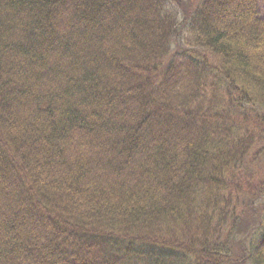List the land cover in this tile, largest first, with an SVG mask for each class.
I'll list each match as a JSON object with an SVG mask.
<instances>
[{
    "label": "trees",
    "instance_id": "obj_1",
    "mask_svg": "<svg viewBox=\"0 0 264 264\" xmlns=\"http://www.w3.org/2000/svg\"><path fill=\"white\" fill-rule=\"evenodd\" d=\"M262 138L259 0H0V264H264Z\"/></svg>",
    "mask_w": 264,
    "mask_h": 264
},
{
    "label": "rangeland",
    "instance_id": "obj_2",
    "mask_svg": "<svg viewBox=\"0 0 264 264\" xmlns=\"http://www.w3.org/2000/svg\"><path fill=\"white\" fill-rule=\"evenodd\" d=\"M259 7L261 15L264 17V0H259ZM259 142L260 145H255L248 164L238 168V171L232 175L233 180L235 179V184L241 185L243 189L238 193H234L231 204V209H237V213L242 215L239 216L241 222L237 227L238 237L236 241L234 240V249L237 253H243L242 250L244 248L247 257H249V253H247L250 248L249 244L254 240L252 239V235L255 232V228L258 227L259 222H261L259 209L261 201L258 200V192L255 185L263 178L260 173L264 170V138L260 139ZM247 216L250 217L249 220L252 222L249 230L246 227L247 224L242 222ZM239 228H241V231H239ZM244 264H250V262L246 261Z\"/></svg>",
    "mask_w": 264,
    "mask_h": 264
}]
</instances>
